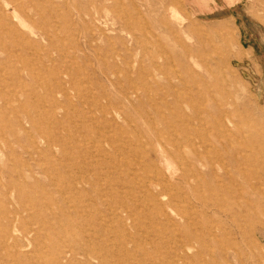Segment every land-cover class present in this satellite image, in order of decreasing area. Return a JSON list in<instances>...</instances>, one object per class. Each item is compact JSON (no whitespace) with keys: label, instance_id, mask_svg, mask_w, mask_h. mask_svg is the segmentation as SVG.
Returning <instances> with one entry per match:
<instances>
[{"label":"rangeland","instance_id":"rangeland-1","mask_svg":"<svg viewBox=\"0 0 264 264\" xmlns=\"http://www.w3.org/2000/svg\"><path fill=\"white\" fill-rule=\"evenodd\" d=\"M0 264H264V0H0Z\"/></svg>","mask_w":264,"mask_h":264},{"label":"bare ground","instance_id":"bare-ground-1","mask_svg":"<svg viewBox=\"0 0 264 264\" xmlns=\"http://www.w3.org/2000/svg\"><path fill=\"white\" fill-rule=\"evenodd\" d=\"M4 4L6 5V7L8 9H12V10H15L17 7H18V0H3ZM9 4V5H7ZM13 13V12H12ZM249 203V202H248ZM251 206H254V205H251ZM234 208V206H233ZM236 208V207H235ZM232 211H235V210H232Z\"/></svg>","mask_w":264,"mask_h":264}]
</instances>
